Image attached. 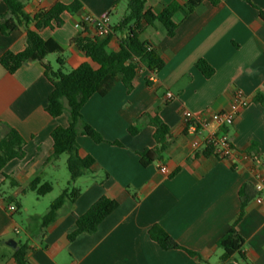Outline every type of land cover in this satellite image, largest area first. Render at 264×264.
<instances>
[{
  "label": "crops",
  "instance_id": "crops-1",
  "mask_svg": "<svg viewBox=\"0 0 264 264\" xmlns=\"http://www.w3.org/2000/svg\"><path fill=\"white\" fill-rule=\"evenodd\" d=\"M117 1L29 0L24 11L31 17L57 3L81 4L80 12L61 15L62 26L53 22L52 27L41 31L44 40L55 41L62 49L45 61L58 69L57 59L62 57L65 73L90 62L72 43L81 33L75 24L85 14L98 17L109 13L111 26H116L127 10L124 1ZM174 1L181 5L187 2L146 0V10L159 14ZM259 9H264V0H221L217 5L204 0L188 15L184 11L176 13L178 27L173 37L159 21L144 27L141 40L158 50L164 66L156 72L142 68L131 91L120 82L106 96L93 95L84 105L83 120L104 142L96 143L78 134L81 156L90 155L96 164L83 176L87 181L78 198L67 201L52 224L42 226L49 208L30 219L25 242L30 264H242L239 254L221 262L223 250L217 242L239 215L241 188L247 184L255 187L258 176L264 184V19ZM6 12L7 6L0 0V17ZM87 31L91 37L92 29L87 27ZM120 37V33H113L108 45L111 51H119ZM26 38L24 27L8 35L0 31V58L7 51L22 52ZM201 60L214 69L211 77L198 69ZM44 72L39 62L26 63L15 73L0 64V141L10 128L25 141L24 158L10 161L0 172V248L10 249L0 264H16L10 258L14 248L8 243L14 241L12 235L20 233L15 214L23 189L38 176L46 182L61 178L69 183L61 165L62 156L51 160V134L57 127L68 126L69 111L57 118L48 114V97L54 87ZM238 90L249 104L224 130L238 149L255 151L256 160L242 157L231 163L206 148L194 149L185 133L184 111L227 110ZM166 92L177 101L166 100ZM154 110L170 129V147L163 162L144 167L138 153L156 146L155 128L146 119L138 124L136 121ZM132 125L139 129L136 134L129 131ZM160 165L167 167L168 175L160 172ZM7 181L16 188L12 194L3 190ZM255 192L237 227L247 262L264 264V190ZM103 196L118 201L119 207L94 234L69 242L76 217ZM257 197L262 198L261 203ZM10 206H15V211H10ZM154 226L163 228L199 258L182 249L164 250L149 235Z\"/></svg>",
  "mask_w": 264,
  "mask_h": 264
},
{
  "label": "trees",
  "instance_id": "trees-1",
  "mask_svg": "<svg viewBox=\"0 0 264 264\" xmlns=\"http://www.w3.org/2000/svg\"><path fill=\"white\" fill-rule=\"evenodd\" d=\"M29 0H3L7 6V12L0 17V31L3 35L10 34L16 28L24 27L27 31L26 47L22 52H5L0 58V64L9 72L15 73L26 63L39 62L43 65L45 76L52 83L54 89L48 97L47 112L53 117L62 116L66 110L69 111V123L66 127H57L51 136L53 140V155L51 160H57L62 155H67V168L70 173V181L49 207L43 216L42 226L48 227L57 217L58 210L67 202H75L80 195V188L76 182L89 172L96 161L90 155L81 156L80 146L77 141L78 134L89 136L96 143L104 142L103 137L88 125L82 116V108L93 95L106 96L118 83H123L128 91L133 88V81L138 72L145 68L150 72H156L164 66L158 50L151 44L141 40L140 36L147 25L155 21L161 22L168 30V35H175L178 24L174 16L179 11L186 15L192 13L204 0H187L184 5L174 1L167 5L159 14L146 10V0H118L117 4L124 1L127 10L120 22L112 27V32L103 39L90 37L87 34V26L83 25L81 33L72 40V43L90 59L69 73L64 72V59L58 57V69H54L46 58L50 54L61 53L62 49L58 43L52 40H44L41 31L52 27L53 22L62 26L61 15L64 12L78 13L81 4L75 2L71 5L57 3L47 11H42L34 17L25 13L24 8ZM217 5L221 0H208ZM250 2L251 0H247ZM260 16L264 19V9H259ZM33 24V28L29 26ZM113 33H120V49L111 51L108 47ZM94 65L98 67L95 68ZM198 69L209 78L214 74V69L204 60L197 63ZM146 119L155 128L154 139L156 146L146 148L138 153L140 164L144 167L154 163H161L170 147V129L160 118L158 110L145 113L139 120ZM138 127L132 125L129 131L132 134L138 132ZM112 144L120 146L119 142ZM25 141L23 137L13 128H10L0 141V172L14 159H22ZM207 150L212 151L210 148ZM249 155H257L255 151L246 152ZM15 185V183H14ZM53 191L50 182L36 177L22 193L34 192L42 197ZM256 197L253 185H244L240 190V212L237 219L232 223L230 229L222 236L217 245L223 250L220 257L221 262H227L234 255L239 254L243 260L242 264H250L242 252L244 240L238 231V222L244 215L247 204ZM19 206V204H18ZM119 202L106 196L99 198L82 216L76 217V228L68 234V241L73 242L81 235L94 234L99 225L117 208ZM152 240L157 242L164 250H185L190 256H199L184 249L160 226H154L149 230ZM29 246L26 243H17L12 249L10 258L16 264H30L27 259ZM201 261V259H199Z\"/></svg>",
  "mask_w": 264,
  "mask_h": 264
},
{
  "label": "built area",
  "instance_id": "built-area-1",
  "mask_svg": "<svg viewBox=\"0 0 264 264\" xmlns=\"http://www.w3.org/2000/svg\"><path fill=\"white\" fill-rule=\"evenodd\" d=\"M83 25L92 29V36L96 38H106L112 32L109 13L102 16H93L89 14L82 15L79 22L75 24V28L81 30ZM165 99L170 103H175L177 97L171 92H166ZM249 104L247 97L241 92L236 91L233 94L229 108L224 111H216L207 109L205 111L194 113L185 110L184 128L187 136L190 137L191 145L194 149L210 148L213 154L225 161L236 163L242 157L256 160L255 155L238 149L231 141L228 133L224 130L235 123L240 112ZM204 132H207L204 134ZM160 172L168 175L169 171L165 165H160ZM255 190L261 193L264 190L263 179L258 176ZM257 202L261 203L262 198L257 197ZM15 206H10V211H15Z\"/></svg>",
  "mask_w": 264,
  "mask_h": 264
},
{
  "label": "rangeland",
  "instance_id": "rangeland-1",
  "mask_svg": "<svg viewBox=\"0 0 264 264\" xmlns=\"http://www.w3.org/2000/svg\"><path fill=\"white\" fill-rule=\"evenodd\" d=\"M113 22L116 23V20L113 19ZM66 158H67L66 154L62 155L61 159L63 162H61V165L63 168V172H65V174L67 175V180L69 182L70 173L67 168ZM86 181H87L86 176L79 178L76 182V187L83 188L85 186ZM48 182L52 183L54 190L52 193L46 195L45 197L39 198L33 192H28L26 195H22V193L19 194L16 204L17 212L15 214V219L18 221L20 225V233L12 235L14 242H22V243L26 242L27 240L26 232L31 226L30 219H32V216H34L35 214L45 213L46 210H48V208L50 207V204L56 198H58L62 193V191L67 187L66 181H63L61 178L50 180ZM3 190L5 194H12L16 190V188L11 186L10 181H7L6 186L3 187ZM38 199L40 200L39 203L37 202ZM9 252L10 249L8 248L6 250L0 248V260L6 259Z\"/></svg>",
  "mask_w": 264,
  "mask_h": 264
},
{
  "label": "water",
  "instance_id": "water-1",
  "mask_svg": "<svg viewBox=\"0 0 264 264\" xmlns=\"http://www.w3.org/2000/svg\"><path fill=\"white\" fill-rule=\"evenodd\" d=\"M11 247L15 248L17 246V244L14 241H10L8 243Z\"/></svg>",
  "mask_w": 264,
  "mask_h": 264
}]
</instances>
